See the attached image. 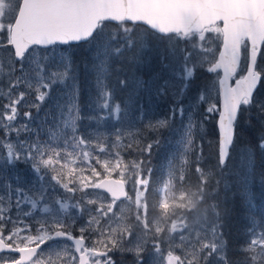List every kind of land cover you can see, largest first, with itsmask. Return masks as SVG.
<instances>
[{"label":"snow or ice","instance_id":"6c2138e0","mask_svg":"<svg viewBox=\"0 0 264 264\" xmlns=\"http://www.w3.org/2000/svg\"><path fill=\"white\" fill-rule=\"evenodd\" d=\"M167 136L177 148L154 176ZM226 172L246 212L236 245ZM257 179L264 0H0V264H264Z\"/></svg>","mask_w":264,"mask_h":264},{"label":"trees","instance_id":"16d2710c","mask_svg":"<svg viewBox=\"0 0 264 264\" xmlns=\"http://www.w3.org/2000/svg\"><path fill=\"white\" fill-rule=\"evenodd\" d=\"M78 50H84L79 49ZM209 130H211V133L215 132V124L213 127H211ZM261 131V125L259 122L255 119H253L251 124L243 123L238 129H237V148H244L246 145H251L255 147V142L258 136L260 135ZM214 150L210 151V164H214L213 158L216 157V144L213 145ZM212 146V147H213ZM238 146V147H237ZM204 149V153H205ZM207 151V150H206ZM154 154V152H153ZM167 153L163 152L161 155L164 157ZM154 160V158H153ZM153 164V163H152ZM194 179V175H193ZM236 176L234 178H231L228 183L230 185V189L225 193L223 188V182L221 185V197L224 198L226 196V199H224L222 203V208H228L231 211V220H230V239L233 245H236L243 241L245 238V225L246 221L244 219L246 212H245V205L244 201L240 194V186L236 184ZM251 194L252 196L257 200L259 203L260 194L262 191H264V186H262L259 183V180L252 184L250 186Z\"/></svg>","mask_w":264,"mask_h":264},{"label":"rangeland","instance_id":"374dc122","mask_svg":"<svg viewBox=\"0 0 264 264\" xmlns=\"http://www.w3.org/2000/svg\"><path fill=\"white\" fill-rule=\"evenodd\" d=\"M163 46H161L162 48ZM71 51L74 53V59L76 61V64L79 66L80 71L83 73V65L88 61V56L86 50H78L77 48L71 49ZM149 55L153 59V63H156V61L159 58V53L157 51H153L149 53ZM161 113H166L167 108L162 107L161 108ZM41 115H43V110L41 112ZM215 124L214 121L209 122L207 125H205L204 129V140H203V148L205 150V155L210 157V151L214 150V144H216V141L218 139V133L213 132L211 133V130H209L213 125ZM199 142V138H198ZM213 146V147H212ZM238 147V146H237ZM177 148V139L174 136H167L165 142L158 148L154 149L151 156V166L153 167L154 171V176L156 173L160 170L161 165L165 162L166 158L170 157ZM243 148H237L236 152L234 153V159L230 161V164L232 165V171L237 170V166L239 165L240 162V156L239 153ZM163 152H166L167 154L163 157L161 154ZM154 158V160H153ZM215 162V157L213 158ZM210 164V160L207 161ZM153 163V164H152ZM235 175L230 174L229 172L225 173L224 179L229 181L231 178H234ZM222 185V184H221ZM114 259L117 260V264H133V258L129 254L125 255H120L119 253L114 255Z\"/></svg>","mask_w":264,"mask_h":264}]
</instances>
